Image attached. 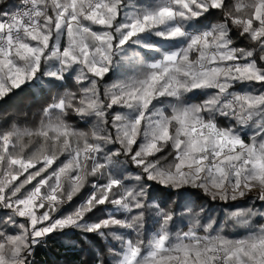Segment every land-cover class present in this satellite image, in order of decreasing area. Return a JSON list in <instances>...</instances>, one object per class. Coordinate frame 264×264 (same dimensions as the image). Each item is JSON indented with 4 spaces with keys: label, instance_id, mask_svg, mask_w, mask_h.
<instances>
[{
    "label": "snow or ice",
    "instance_id": "obj_1",
    "mask_svg": "<svg viewBox=\"0 0 264 264\" xmlns=\"http://www.w3.org/2000/svg\"><path fill=\"white\" fill-rule=\"evenodd\" d=\"M22 5L0 0V99L24 84L42 93L72 72L82 87L45 107L37 128L0 132V209L10 211L0 222L18 229H0V264H32L42 238L67 228L101 236L123 230L108 233L120 245L115 264H264V225L235 240L211 219L173 234V213L156 202L164 189L191 187L225 203L255 191L253 201L264 207V91H231L236 84L264 85V0H236L231 10L226 0ZM214 10L223 12L222 22L198 27ZM233 29L256 47L234 46ZM122 63L133 74L105 85L102 96L99 82ZM193 92L205 98L186 103ZM69 112L82 121L94 117L91 132L68 123ZM32 137L40 143L27 151ZM169 145L170 162L150 159ZM120 156L139 172L114 174ZM89 177L105 182L89 185ZM86 185L89 194L56 217ZM105 205L113 206L105 218L85 220ZM149 208L158 226L145 239ZM257 216L264 211L236 208L227 220L250 228Z\"/></svg>",
    "mask_w": 264,
    "mask_h": 264
},
{
    "label": "trees",
    "instance_id": "obj_2",
    "mask_svg": "<svg viewBox=\"0 0 264 264\" xmlns=\"http://www.w3.org/2000/svg\"><path fill=\"white\" fill-rule=\"evenodd\" d=\"M22 0H5V6L11 7L12 5L18 6ZM150 2V0H136V3ZM236 0H226V5L229 10L232 9ZM3 7V6H0ZM223 12L220 10H214L207 18H201V23L198 25L201 29L205 26H210L222 22ZM237 29H233L232 39L234 46L250 49L256 47L251 41L245 37H240ZM258 55V54H257ZM195 58V54H193ZM147 59V58H145ZM257 63L260 61L257 59ZM264 66V65H261ZM132 66L122 63L118 68L109 72L102 81L99 82L101 89V95L103 96V89L105 85H111L117 80L124 79L126 76L133 74ZM75 72L66 74L65 80L62 82H56L57 86L40 93L34 90L29 84L21 85L19 89L13 90L4 98L0 99V132L10 130L13 126L23 128L35 129L39 126L42 118V110L51 104L54 100L62 96L65 92L71 91L79 94V89L82 87L75 79ZM44 83H48V78L45 77ZM62 85V86H61ZM250 87V91L260 92L264 91V85L259 83L251 84H236L231 91H247V87ZM205 97L199 92H193L185 97L188 103H200ZM168 111L167 109H165ZM115 111H122V109L116 108ZM68 123L74 128L91 132L93 125L96 123L94 117H89L87 121L80 120L74 113L69 112L65 117ZM222 125H227V121L222 118L219 119ZM248 139L247 136H245ZM139 142V141H138ZM119 147L118 145H108L107 149H114ZM172 151L171 146L164 148V150L158 153L155 157L150 159H158L160 157H167V160L162 163H168L171 161L172 156L169 153ZM61 156L60 159H63ZM118 167L114 168V174L125 176L135 175L139 172L130 160L124 164L122 161L125 157H114ZM55 166V165H54ZM22 177V176H21ZM20 177V179H21ZM19 182V181H17ZM89 185L94 182L104 183V180H100L98 177H89ZM127 184L128 181L126 180ZM132 183H135L134 181ZM91 191L88 185L74 197L70 204H65L61 209L55 213V216H61L71 211L72 208L79 202H81ZM23 192V191H22ZM180 193H186L183 198ZM160 199L156 202L160 203L161 207L166 211H170L174 215V221L169 226V230L175 234L176 232L187 231L188 228L196 220H199L201 225L206 224L209 219L214 220L216 225L224 224L221 235L228 239L243 238L249 235L252 231L258 229L261 225H264V218L257 216L253 219L250 228L234 227L232 221L227 220V213L236 208H248L258 209L264 211V207L260 202L253 201V197L256 196V192L253 191L245 198L238 199L236 201H229L227 203L220 200H211L207 197L201 189L184 187L182 189H164L159 193ZM168 197L167 203H162V200ZM112 205L100 206L94 212L89 213L85 220L89 223L95 222L98 219L105 218L107 208L109 211L112 209ZM42 211V210H41ZM10 214L9 210L0 209V220ZM121 214L117 213L119 217ZM19 222H25L24 218H17ZM158 225L155 224V210H145V230L144 238L147 239L152 231H155ZM0 229H6L7 233H15L18 229L11 226H7L0 222ZM105 235L101 236L98 233H88L82 229L67 228L63 231H57L50 234L47 237L42 238L40 244L35 247L34 253L30 258L32 264H115L116 257L113 255V251L119 250V242L114 240L108 233L110 231H123L116 229L104 230ZM201 234L202 231H201ZM215 234V229L213 231ZM132 238H135L134 236Z\"/></svg>",
    "mask_w": 264,
    "mask_h": 264
},
{
    "label": "rangeland",
    "instance_id": "obj_3",
    "mask_svg": "<svg viewBox=\"0 0 264 264\" xmlns=\"http://www.w3.org/2000/svg\"><path fill=\"white\" fill-rule=\"evenodd\" d=\"M150 2L154 3L155 0H150ZM144 3H149V2H144ZM138 4H141V3H138ZM250 88H251V86L250 87L248 86L247 87V91H250ZM185 102H186V100H185ZM186 103H188V102H186ZM31 139H32V144L30 145V147H29V149L27 151H31L33 148H35L40 143L39 139L36 138V137H32ZM28 140H29V138L25 137V143H28ZM245 140L247 141L248 139L245 138ZM64 159H65V157L63 159H60V160H64ZM163 162H165V161H163ZM53 167H55V166H53ZM25 175H27V174H25ZM23 179H24V177L22 176L21 180H23ZM37 179H39V178H37ZM17 183H19V182H17ZM34 183H35V181H33V184ZM31 187H32V185H27L26 189L27 188H31ZM22 191H24V190H22ZM116 230H118V229H116ZM243 238H245V237H243ZM243 238H235V239H243ZM235 239H233V240H235Z\"/></svg>",
    "mask_w": 264,
    "mask_h": 264
},
{
    "label": "built area",
    "instance_id": "obj_4",
    "mask_svg": "<svg viewBox=\"0 0 264 264\" xmlns=\"http://www.w3.org/2000/svg\"><path fill=\"white\" fill-rule=\"evenodd\" d=\"M22 1L20 2V4L17 7H22ZM237 92H241V91H237Z\"/></svg>",
    "mask_w": 264,
    "mask_h": 264
}]
</instances>
